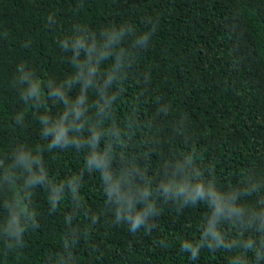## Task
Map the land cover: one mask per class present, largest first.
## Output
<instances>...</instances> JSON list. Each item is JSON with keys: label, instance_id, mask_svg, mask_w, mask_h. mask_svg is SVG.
Wrapping results in <instances>:
<instances>
[{"label": "trees", "instance_id": "obj_1", "mask_svg": "<svg viewBox=\"0 0 264 264\" xmlns=\"http://www.w3.org/2000/svg\"><path fill=\"white\" fill-rule=\"evenodd\" d=\"M0 264H264V0H0Z\"/></svg>", "mask_w": 264, "mask_h": 264}, {"label": "clouds", "instance_id": "obj_2", "mask_svg": "<svg viewBox=\"0 0 264 264\" xmlns=\"http://www.w3.org/2000/svg\"><path fill=\"white\" fill-rule=\"evenodd\" d=\"M140 223V219L137 218L136 220L133 221V227H136Z\"/></svg>", "mask_w": 264, "mask_h": 264}]
</instances>
